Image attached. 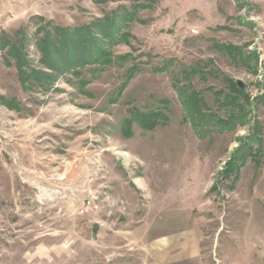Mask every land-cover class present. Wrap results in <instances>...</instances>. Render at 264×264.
Here are the masks:
<instances>
[{
	"label": "rangeland",
	"instance_id": "obj_1",
	"mask_svg": "<svg viewBox=\"0 0 264 264\" xmlns=\"http://www.w3.org/2000/svg\"><path fill=\"white\" fill-rule=\"evenodd\" d=\"M0 264H264V0H0Z\"/></svg>",
	"mask_w": 264,
	"mask_h": 264
},
{
	"label": "trees",
	"instance_id": "obj_2",
	"mask_svg": "<svg viewBox=\"0 0 264 264\" xmlns=\"http://www.w3.org/2000/svg\"><path fill=\"white\" fill-rule=\"evenodd\" d=\"M58 31H62V33H63V36H64V39H62V41H61V45H62V48H64V50H66V54L68 55V53H69V56H68V59H65L64 61H65V66H72V60H74V57H73V52H74V50H76V48L75 47H70V44L72 43V40L70 39L71 37H69L68 35L71 33L70 32V30H68V29H60V28H58ZM78 31H80V30H75V31H72V32H78ZM61 33V34H62ZM79 37V36H78ZM80 38V37H79ZM80 44V43H79ZM78 44V45H79ZM68 47H70V48H68ZM54 48V47H53ZM49 50V48H46L45 49V54H49V52H47L46 53V51H48ZM55 50H60L59 49V46H56V49ZM78 51V50H77ZM79 53H81L80 55H78V58L81 60V59H83V58H85V53H84V51H83V53L82 52H80L79 51ZM67 57V56H66ZM50 58V57H49ZM147 119V118H146ZM148 121V120H147Z\"/></svg>",
	"mask_w": 264,
	"mask_h": 264
}]
</instances>
